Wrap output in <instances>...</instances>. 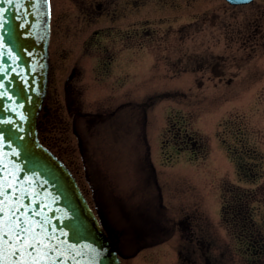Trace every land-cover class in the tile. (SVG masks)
I'll use <instances>...</instances> for the list:
<instances>
[{"label": "rangeland", "instance_id": "1", "mask_svg": "<svg viewBox=\"0 0 264 264\" xmlns=\"http://www.w3.org/2000/svg\"><path fill=\"white\" fill-rule=\"evenodd\" d=\"M262 10L264 0L236 7L235 28L230 30L233 33L226 30L224 33L221 28L220 34L216 35L219 48L203 50L204 59L210 53L224 58L227 39L234 34L233 41L241 44L248 57L242 59L245 63L239 68L237 65L232 69L227 64L226 67L219 65V70L224 71V80L212 79L210 72H202L203 66L198 65L202 58L200 49L194 46L207 44L216 38L207 34H189L187 61L185 68L180 67L185 71L171 79L170 95H156L151 100L146 117H140L138 126H130L131 121L126 116L122 122H127L128 128L124 130H119L117 118L91 129L79 119L73 127L68 112L69 101L64 99L60 87V77L68 68L62 67L59 71L57 67H51L49 93L41 120L42 133L47 140L49 138L47 144L74 172L89 199V181L94 182V178L101 175L109 191L122 197L130 207L136 203H155L150 214L136 210L137 205L130 210L131 213L137 215L140 212V217L147 213L160 219L166 218L164 222H185L186 216H191L195 224L218 231V237L209 235L205 229L200 234L219 238L218 248L235 252V264H264V258L260 256L264 254V200L261 203L252 201L247 207L243 205V199L250 196L252 199L260 198V192L264 198V12L263 18L259 15ZM226 16L227 13L221 9V26L226 27ZM255 27L260 32H255ZM246 48L254 49L245 51ZM210 67L216 69L213 65ZM95 74L97 68L84 73L87 82L81 83L86 84L81 107L85 111L104 112L115 107L120 100L98 96L103 89L99 83L93 82ZM228 80L232 81L231 84ZM183 83L187 87L185 93L180 92L178 87ZM114 84L116 82H112L111 86ZM157 85L155 82V91L159 89ZM145 89L140 85L141 103L145 100L141 96ZM143 122H146L145 132L142 130ZM179 132L192 136L198 144L197 148L189 146L182 150L174 146L171 141ZM77 133L84 138L80 147L84 150L86 147L88 175L85 173L86 162L78 147ZM145 134L146 142H142ZM145 154H149L157 171L155 180L164 205L161 211L156 209L159 200L155 195H159V191L155 180L147 179ZM237 204L242 206L246 218L256 220L250 222L254 229L249 234V240L242 235L238 224L230 227L232 218L229 213ZM255 241H258L257 247L262 251L255 255L253 251L250 255V247ZM150 256L152 253L145 254V260L148 261ZM135 262L130 260L128 264Z\"/></svg>", "mask_w": 264, "mask_h": 264}, {"label": "flooded vegetation", "instance_id": "2", "mask_svg": "<svg viewBox=\"0 0 264 264\" xmlns=\"http://www.w3.org/2000/svg\"><path fill=\"white\" fill-rule=\"evenodd\" d=\"M50 5V69L52 66L59 71L62 67L68 68L60 77V87L64 99L69 101L68 112L73 127H76L79 119L85 122L86 128L91 129L99 123L109 124L117 118L119 130L128 128V123L122 122L126 116L131 121L130 126H138L140 117H146L151 100L156 95H170L171 79L185 71L180 67L185 68L187 61L188 35L207 34L216 38L221 28L224 33L225 30L233 33L230 30L235 28L234 11L236 7H241L227 0H50ZM221 9L227 13L226 27L221 26ZM263 12H259L261 18ZM254 29L260 32L259 28ZM230 36L232 39H227L224 58L214 53L205 59L202 56L205 49L214 51L219 48L217 38L204 45H194L200 49L202 57L198 65L203 66L202 72H210L212 79L224 80V71L219 70V65L227 64L230 69L237 65L239 68L245 63L242 59L248 57L241 44L233 41L234 34ZM253 49L246 48L245 51ZM210 65L216 69L212 70ZM93 68H97L93 82L99 83L103 89L98 96L120 100L115 107L104 112L85 111L81 107L82 94L86 89V84L81 83L87 82L84 73ZM112 82H116V85L111 86ZM155 82L159 86L157 91ZM227 82L231 84L232 81ZM140 85L146 87L141 92L145 99L142 103L139 101ZM178 87L180 92H186L184 83ZM141 124L144 131L146 122ZM40 131L43 140L48 142L49 138L47 140L42 133V126ZM143 136L142 142H146V134ZM77 137L79 141H84L78 133ZM171 143L182 150L189 146L196 149L198 146L187 132L177 133ZM144 162L148 164L147 178L155 180L157 171L149 154H145ZM100 178V200L94 190L91 203L103 228L116 242L123 264H128L130 260H136L134 264H235V252L218 248L219 238L200 234L205 229L209 235L218 237V231L195 224L191 216H186L185 222H164L166 218L150 216L151 206L155 203L150 201L130 207L122 197L109 191L103 176ZM154 183L158 185L156 180ZM258 195L260 198L252 199L250 196V199H243V205L247 207L252 201L261 203L263 194L260 192ZM155 197L159 200L156 209L164 210L160 191ZM135 205L137 210L148 211L149 214L140 217V212L137 215L130 213V208ZM232 208L229 216L233 226L230 224V227L238 224L242 235L249 240V234L254 229L250 222H256L255 218H246L241 205ZM257 244L258 241L252 243L250 255L253 251L254 255L262 251ZM149 253L152 256L147 257V261L144 256ZM260 256L264 258V254Z\"/></svg>", "mask_w": 264, "mask_h": 264}, {"label": "water", "instance_id": "3", "mask_svg": "<svg viewBox=\"0 0 264 264\" xmlns=\"http://www.w3.org/2000/svg\"><path fill=\"white\" fill-rule=\"evenodd\" d=\"M49 39V0H0V264H121L76 178L39 139Z\"/></svg>", "mask_w": 264, "mask_h": 264}]
</instances>
